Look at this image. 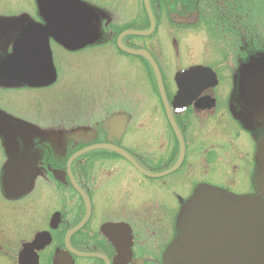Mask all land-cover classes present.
I'll list each match as a JSON object with an SVG mask.
<instances>
[{
	"label": "flooded vegetation",
	"instance_id": "obj_1",
	"mask_svg": "<svg viewBox=\"0 0 264 264\" xmlns=\"http://www.w3.org/2000/svg\"><path fill=\"white\" fill-rule=\"evenodd\" d=\"M54 1L8 5L14 21L19 14L31 18L0 26V63L28 25L78 33L66 43L49 35L55 76L49 83L0 76V264H264L248 254L249 214L251 240L259 248L264 239V84L244 93L247 80L264 71V0H137L130 19L109 26L114 39L98 43L96 24L105 14L99 0H73L85 13L75 17L76 30L71 7ZM181 10L212 22L218 47L208 36L213 44L202 60L172 73L167 43L179 64L187 33L196 29L172 20L171 11ZM58 13L69 21L62 25ZM121 36L125 49L148 57L122 50ZM105 44L143 68L156 99L155 133L129 138L147 145L143 150L127 140L143 126L117 113L113 100L90 114L84 88L69 75L59 92L57 56L71 59ZM78 91L86 108L79 124L36 120Z\"/></svg>",
	"mask_w": 264,
	"mask_h": 264
},
{
	"label": "rangeland",
	"instance_id": "obj_2",
	"mask_svg": "<svg viewBox=\"0 0 264 264\" xmlns=\"http://www.w3.org/2000/svg\"><path fill=\"white\" fill-rule=\"evenodd\" d=\"M25 1H27V3ZM31 1L32 0H0V26L17 25L19 24V21L23 23L29 21L31 17L28 14H19V17L14 21L13 19L18 15H13V12L8 13L9 10L7 6L9 5L13 9H19V6L25 7L26 4H32ZM100 2H104L105 4L103 5ZM98 4L105 8V14L101 16V18L99 17V20L97 21L96 25L98 31L96 40L97 43L101 41L109 42L114 39L109 26H112L115 22L130 19V13L133 12V8H137V0H99ZM250 5L252 7L251 2ZM171 14L172 20L175 22L180 21L181 24L196 23L195 31L191 30L187 33L188 36L184 41L186 44L184 43L183 47V52H186L187 56L185 54V57L182 58V61H180L179 64L175 63L176 55L173 49H171L170 43H167L166 45L167 49L165 50L167 51L168 56L174 58V62L171 65V69L173 70L172 73H174L179 67H185L192 62L196 63V61H199L202 52L205 50L204 48H209V46L217 40L214 36L212 22L206 19L203 20V18H201L202 15L196 12L190 13L185 10H181L180 12L171 11ZM206 23L210 26V32L204 30L207 29ZM208 36H212L213 43L207 39ZM166 41L169 42L168 39ZM217 45L216 42V46ZM160 51L162 50L159 47L154 48V52L157 56H161ZM135 52H137L136 55L148 57L145 51ZM212 55L213 53L210 55V58ZM70 58L71 59L66 58L63 54L57 56L59 62L57 63V66L63 77L61 83H59L61 85V91H56L61 93L64 92L63 89L66 86V79H68L69 75L71 76L70 81L72 83L74 80H77L78 85H81L82 88H84L80 91L86 95L87 101L91 106V108L88 109L90 114L99 113L101 107L106 111L109 107L108 104H111V100H113L115 102L114 105L117 107V113H130L133 120L138 121V126H143L140 130H132L131 134L127 136L128 143L129 138L144 137L145 135L152 136L153 132L155 133L154 128L160 123L161 116L158 111L156 99L150 94L143 68L140 65L122 58V55L116 52L114 47L110 44H105L103 47L95 50L90 49L87 53H83L79 56L70 55ZM159 87V90H161L160 82ZM67 93H65L66 97L69 98L68 100L66 97L63 98L65 101L64 105L62 104L64 101L55 100V103L52 106L56 105V110L53 112H51L49 106H46L47 109L50 110L49 113H51L52 116L48 113L49 115L45 114L44 118L40 116L37 117L36 120H40L43 124L48 123L50 124L49 126L52 127H65L64 122L66 121L71 123L72 126L79 124L80 118H78L77 114L80 112L86 114V108H84V105L83 109L79 106L80 92H76V94H74L75 96H68ZM28 109L31 110L29 107ZM73 109H78L80 111H73ZM65 111H68L69 114H64ZM244 115L237 114L236 117L242 118ZM24 117L26 118L27 114L24 115ZM255 120L256 119H254V121ZM132 143L133 145L129 144L133 148L140 150L147 147V145L140 144V142ZM156 150L159 151V145L155 146V152Z\"/></svg>",
	"mask_w": 264,
	"mask_h": 264
},
{
	"label": "water",
	"instance_id": "obj_3",
	"mask_svg": "<svg viewBox=\"0 0 264 264\" xmlns=\"http://www.w3.org/2000/svg\"><path fill=\"white\" fill-rule=\"evenodd\" d=\"M61 4L64 5L67 4V7H71L70 14H72V25L75 26L72 27V29H77V23H75V17H83L84 9L75 1L73 0H55L54 4ZM57 13V11H55ZM59 17V21L62 25L66 24L68 19H65L64 14L61 16L59 13L57 14ZM50 34H53L56 39L61 43H66L65 41H68V34H70L72 37L75 38L78 37L77 32H60V33H53L50 31H45L39 28L38 25L31 24L28 25V27L24 30L23 36L20 39H17L12 53L0 63V76L8 81H15L24 83L26 85L30 86H41L46 83H49L52 81L55 76L53 72V65H52V57L50 54L49 49V40L48 36ZM127 34L132 35H149L141 32H129ZM126 34V35H127ZM123 36L119 38V46L122 50L129 52L131 54H137L135 51H131L128 49H125L122 44L120 43ZM195 72V69H191L188 72H184L182 74H192ZM252 71H249L251 73ZM181 77V75H180ZM177 80H179L177 78ZM248 84V82H247ZM161 90L164 94V88L162 85V82L160 81ZM251 87L248 84V86H244V93L245 90H249ZM263 98H264V90H263ZM23 186L25 187V177H24V183ZM23 187V188H24ZM20 193H22L20 191ZM208 199L205 197H199L198 201H207ZM217 200V199H216ZM197 209V207H196ZM251 222H248V225L250 227ZM248 254L250 255L252 252H255L259 255L260 263H264V239L261 240V245L259 248L255 245V243L251 240L252 233L248 231ZM191 240H192V246H191ZM190 250H192L193 247V237L190 238ZM216 257V256H215Z\"/></svg>",
	"mask_w": 264,
	"mask_h": 264
},
{
	"label": "bare ground",
	"instance_id": "obj_4",
	"mask_svg": "<svg viewBox=\"0 0 264 264\" xmlns=\"http://www.w3.org/2000/svg\"><path fill=\"white\" fill-rule=\"evenodd\" d=\"M49 37V36H48ZM48 40H49V38H48ZM17 41V40H16ZM16 41H15V43H16ZM15 43H14V45H15ZM13 48H14V46H13ZM13 50V49H12ZM51 54V53H50ZM51 57H52V55H51ZM52 65H53V58H52ZM53 67V66H52ZM256 73H258V76H257V74L256 75H251V74H249V76L248 77H250V76H252L251 77V79H248L247 80V82H248V84L250 85V86H255V87H258V86H261L262 85V83L264 84V71H262L260 74H259V72L257 71ZM254 76H256V77H254ZM253 219H255V215H253V214H249L248 215V222H251ZM249 226V225H248ZM250 228V227H249ZM248 231H249V229H248ZM250 231H251V229H250Z\"/></svg>",
	"mask_w": 264,
	"mask_h": 264
}]
</instances>
